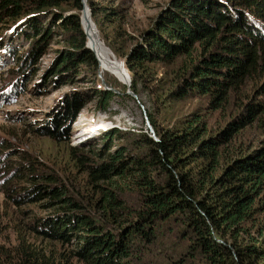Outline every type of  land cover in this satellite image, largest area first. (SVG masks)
<instances>
[{"label": "trees", "instance_id": "obj_1", "mask_svg": "<svg viewBox=\"0 0 264 264\" xmlns=\"http://www.w3.org/2000/svg\"><path fill=\"white\" fill-rule=\"evenodd\" d=\"M87 2L99 25L101 13L109 24L119 13ZM84 8L82 0H0V24L39 39L24 63L42 54L56 28L67 34L62 69L87 64L96 75ZM104 24L101 37L124 58L133 91L151 81L163 106L200 97L206 109L168 125L152 116L158 139L144 133L134 151H109L108 142L95 160L72 147V165L86 173L81 192L58 173L11 168L7 182L14 170L13 180L32 186H4L24 221L15 229L17 243L0 245V264H264V0H172L135 36L137 45L122 24L116 35L123 42L116 44ZM159 65L170 75L167 87L154 79ZM98 92L104 100L112 93ZM69 99L62 126L84 107ZM55 130L42 132L56 140L67 133ZM129 192L137 194L134 204ZM35 205L47 213L36 215Z\"/></svg>", "mask_w": 264, "mask_h": 264}, {"label": "rangeland", "instance_id": "obj_2", "mask_svg": "<svg viewBox=\"0 0 264 264\" xmlns=\"http://www.w3.org/2000/svg\"><path fill=\"white\" fill-rule=\"evenodd\" d=\"M93 1L99 6H104L108 12L113 9L119 11L118 15L110 17L113 20L111 24L104 21L105 17L102 13L98 16L102 20L101 25L105 22L104 26L110 31L113 41L116 44L123 42V37L119 38L116 35L120 29L119 25L122 24L126 31L124 37L129 38L130 45H137L139 41L134 39L135 36L139 35L142 30L149 29L172 0ZM82 2H86L89 7L91 20L94 22L98 37L112 55L123 64L124 73L128 75L127 81L121 80L105 65L103 66L99 56L91 48L98 60L99 69L96 75L92 73V69L87 64L80 65L74 70L62 69L60 55L66 48L64 38L67 34L58 35L56 28L48 46L44 47L42 54L36 53L32 56V60L28 56L39 39H24L21 33L17 32L18 30L9 28L8 21L0 24L2 28L0 35V245H15L17 243L15 229L20 222L24 221L20 209L13 205L6 196L4 186L9 180L17 183V188L32 186L26 179L19 181L17 177L13 180L14 170L11 171V175L9 174L7 182L5 175L11 168L31 164L40 174L58 173L61 179L72 184L76 191L81 192L82 185L86 183V173L81 172L83 169L72 165L73 161L70 156L72 147L76 148L81 155L83 153L84 156H91L95 160L100 158L99 153L101 156L106 154L108 142L112 145L109 151L113 152L124 147L128 151H134L135 145L144 140V133L158 139L156 129L151 123L152 116L159 125H168L170 120V123H174L178 118H185L197 110L206 109V100L200 97L173 102L167 107L163 106L158 98L161 91H154L156 89L154 84L149 87L151 81L139 85L137 92L133 91L131 89L133 77L126 67L124 58L117 57L109 47L107 40L101 37V25L95 20L87 0H82ZM87 10L84 8L80 20L88 45L89 38L83 20V15ZM74 12L75 10L67 11L68 14ZM8 43L15 46L12 53H7ZM25 55H28L26 57L31 61L24 63ZM21 56L23 59L20 58ZM59 68L60 71H58ZM154 69L158 72L154 79H158V84H161L160 88L167 87L168 85L164 86L165 76L168 77V81L170 75L165 72V68L159 65ZM154 79L153 83H157ZM108 80L115 81L117 86L111 87ZM15 84L19 86L14 87ZM101 90H110L111 97L107 100L101 98L98 92ZM67 98L77 99L83 103L84 107L75 120L62 126L61 121L64 117V108L67 107ZM55 121L56 126L53 125ZM41 127L44 128L40 129ZM56 127L67 132L61 140L45 135L44 133H47L45 131L42 132L45 128L55 132ZM81 130H85L83 135H80ZM110 133H113V139L108 136ZM136 195L135 192L126 194L133 204ZM27 207L24 205L23 208ZM31 208L38 216L47 213L37 205Z\"/></svg>", "mask_w": 264, "mask_h": 264}, {"label": "bare ground", "instance_id": "obj_3", "mask_svg": "<svg viewBox=\"0 0 264 264\" xmlns=\"http://www.w3.org/2000/svg\"><path fill=\"white\" fill-rule=\"evenodd\" d=\"M86 8L89 10L88 6H86ZM88 10L83 15L84 28L89 38L88 46L96 52L100 61H102L103 66L105 65L112 74L119 76L121 80L127 81L128 75L126 72L124 73L123 64L116 57H114V55H112L106 45L98 37L94 22L91 20L90 10Z\"/></svg>", "mask_w": 264, "mask_h": 264}, {"label": "water", "instance_id": "obj_4", "mask_svg": "<svg viewBox=\"0 0 264 264\" xmlns=\"http://www.w3.org/2000/svg\"><path fill=\"white\" fill-rule=\"evenodd\" d=\"M84 4H85V5H87V3H86V2H85ZM87 6H88V5H87ZM85 8H86V6H85Z\"/></svg>", "mask_w": 264, "mask_h": 264}]
</instances>
